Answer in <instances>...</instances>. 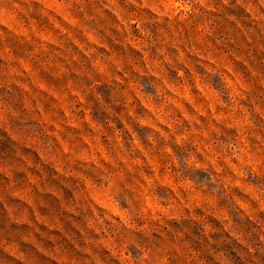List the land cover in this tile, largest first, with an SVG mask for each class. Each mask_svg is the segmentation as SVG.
<instances>
[{
    "label": "rangeland",
    "instance_id": "374dc122",
    "mask_svg": "<svg viewBox=\"0 0 264 264\" xmlns=\"http://www.w3.org/2000/svg\"><path fill=\"white\" fill-rule=\"evenodd\" d=\"M0 264H264V0H0Z\"/></svg>",
    "mask_w": 264,
    "mask_h": 264
}]
</instances>
